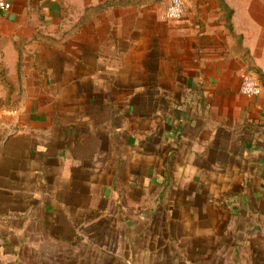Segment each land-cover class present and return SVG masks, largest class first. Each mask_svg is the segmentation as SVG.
<instances>
[{"label": "crops", "instance_id": "crops-1", "mask_svg": "<svg viewBox=\"0 0 264 264\" xmlns=\"http://www.w3.org/2000/svg\"><path fill=\"white\" fill-rule=\"evenodd\" d=\"M9 1L7 24L59 5ZM214 2L144 16L137 42L108 11L72 47L11 48L0 264H264V92H241L264 86V0H225L234 36Z\"/></svg>", "mask_w": 264, "mask_h": 264}, {"label": "rangeland", "instance_id": "rangeland-1", "mask_svg": "<svg viewBox=\"0 0 264 264\" xmlns=\"http://www.w3.org/2000/svg\"><path fill=\"white\" fill-rule=\"evenodd\" d=\"M10 2L9 0H0L2 2ZM90 0H57L59 5H56L50 12L45 9L42 5H33L26 11V16L24 20L19 22V24H7L5 19L7 14H11L12 8L8 12H3L0 9V30L9 29L13 26L16 30H20L24 33H30V36H20L19 38H2L0 40V46L2 47V53H0V95L9 94L12 90L11 83L6 76V66L10 62L16 61L14 53L11 52V48L14 47L19 52V61L24 62L26 58L24 54L28 52V47H33L35 45L44 46H74L76 42V37L83 28L90 33L92 20L94 16L103 17V21L99 18V25L102 29H106L107 20L105 16L110 12V18L112 27L115 25L114 16L116 15L121 19L129 20V26L131 29V35L136 37L135 42H137V37L139 36V27L146 24L144 16H155L156 20L160 21L163 19V12L165 10L167 0H110L108 3L100 6H86L82 3ZM198 1H212L217 3L219 10L222 13L220 20L223 23L224 30L229 36H234L233 34V23L232 15L229 10V6H225V0H185L186 8L190 6L193 8L194 3ZM209 4V5H210ZM12 6V3H11ZM210 9V7H208ZM6 15V16H5ZM6 17V18H5ZM149 21V20H148ZM175 22V21H172ZM122 23V22H121ZM153 23V22H152ZM150 24V23H149ZM127 23L124 26H120L118 29L127 32ZM239 36H236V39ZM30 59L33 60L34 55L30 54ZM28 58V57H27ZM3 96V95H2ZM15 103L6 100L0 102L1 107L11 108ZM231 204V203H230ZM260 218L264 217L260 215ZM261 220V219H260ZM118 235L120 233L118 232ZM126 264H133L131 261H126Z\"/></svg>", "mask_w": 264, "mask_h": 264}, {"label": "built area", "instance_id": "built-area-1", "mask_svg": "<svg viewBox=\"0 0 264 264\" xmlns=\"http://www.w3.org/2000/svg\"><path fill=\"white\" fill-rule=\"evenodd\" d=\"M185 8V0H167L163 12V19L170 22L179 21L184 16ZM0 9L9 11L11 4L9 2H2ZM241 92L248 97L259 96L264 92V86L257 76L248 73L243 77Z\"/></svg>", "mask_w": 264, "mask_h": 264}, {"label": "trees", "instance_id": "trees-1", "mask_svg": "<svg viewBox=\"0 0 264 264\" xmlns=\"http://www.w3.org/2000/svg\"><path fill=\"white\" fill-rule=\"evenodd\" d=\"M225 6L227 7V5L225 4ZM230 14L233 12L232 10H229Z\"/></svg>", "mask_w": 264, "mask_h": 264}]
</instances>
